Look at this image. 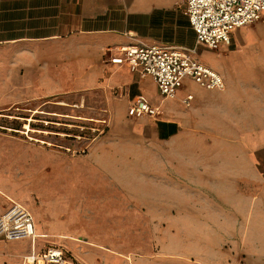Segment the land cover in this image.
Returning <instances> with one entry per match:
<instances>
[{
  "label": "crops",
  "instance_id": "0c3cea01",
  "mask_svg": "<svg viewBox=\"0 0 264 264\" xmlns=\"http://www.w3.org/2000/svg\"><path fill=\"white\" fill-rule=\"evenodd\" d=\"M149 44L196 47L194 56L211 67L203 56L212 50L196 44L185 0H0V111L26 106L30 100L57 98L52 113L107 118L103 134L107 136L103 138L113 140L114 148L122 151L126 137L157 148L144 161L149 171L143 177L135 172L131 178L132 195L141 197L138 201L134 198L133 208L146 219L139 227L149 228L157 250L134 258L131 264H224L222 228H231L228 217H235L237 191L252 189L253 169L264 179L257 158L242 159L250 173L236 171L237 161L228 165L232 171L222 173L217 157H186L180 149L176 153L161 149L182 137L211 130L203 127L205 118L212 116L208 123L217 124L230 107L243 106V98L242 104H234L238 97L229 91L231 83L226 76L225 91L202 88L186 77L174 97H162L151 77H139L126 65L109 61L124 46ZM186 94L192 95L189 106L180 101ZM140 97L158 107L159 114L128 116V106ZM72 103L76 108L64 112L62 106ZM24 126L19 130L0 125L8 133L0 131V214L12 203L27 205L34 196L40 201L35 173L29 168L28 147L24 145V155L17 154L13 149L20 139L9 135H26ZM237 130L260 133V139L242 141L241 146H264V124ZM62 158L57 155L53 161L58 164ZM106 158L118 164L127 162L123 155ZM124 171L123 166L118 168L119 177ZM222 180L229 195L220 194ZM50 188L54 195L58 193V176L51 178ZM69 210L74 211L71 219L66 215ZM56 211L43 226L34 221L36 232L48 227L49 233L65 238L66 232L57 229L79 222L78 211L71 206ZM37 238H0V247L28 240L30 253L39 250ZM89 238L91 244L105 242L96 236ZM94 255L106 257L104 253ZM94 255H86L84 260L94 264ZM4 262L0 257V264Z\"/></svg>",
  "mask_w": 264,
  "mask_h": 264
},
{
  "label": "rangeland",
  "instance_id": "374dc122",
  "mask_svg": "<svg viewBox=\"0 0 264 264\" xmlns=\"http://www.w3.org/2000/svg\"><path fill=\"white\" fill-rule=\"evenodd\" d=\"M203 59L222 75L224 81L225 76L228 77L231 83L229 91L238 97L234 98V104H242L241 98L244 104L237 108L230 107L217 124L208 123L212 116L205 118L203 127L205 130L210 127L211 130L172 141L161 149L162 152L170 149L176 153L180 149L179 153L186 157H217L222 173L232 171L228 165L232 167L233 161H237L236 171L250 173L244 168L242 159L253 156L259 162L258 170L264 173V146H241L242 141L260 139V133L237 130L264 124V23L254 22L236 28L230 45H220L217 51L205 52ZM56 102L58 99L52 97L35 99L26 106L13 105L0 111L1 126L20 130L22 124L27 125L24 126L26 135L19 132H9V135L20 139L13 149L17 154L24 155V145L28 147L29 168L35 173V188L40 191V201L39 196H34V200L31 199L27 205L21 204L31 212L35 223L37 219L40 226L45 225L58 208L71 206L78 211L79 222L73 221L68 223V227L60 226L57 229L66 232L65 238L59 237L57 233H49L48 227L37 228L41 230L40 233L36 232L40 236L36 239L38 249L46 245H60L78 263L85 264H92L85 261L84 257L95 252L104 253L106 257L94 255V264H131L136 257H146L156 252L149 228L139 227L141 221L146 219L140 218L141 214L133 208L134 198L138 201L141 197L132 195L131 178L135 172L143 177L149 171V164L144 161H148L157 148L132 137H126L121 151L112 147L113 140L103 138L107 134L92 141L64 136L63 133H77V128L66 127L63 123L69 121L78 125H93L97 124L95 119L98 117L81 115L68 120L63 114L52 113ZM62 107H66L64 112L76 108L75 103ZM45 119L61 122L62 125L44 126L40 121ZM40 129L45 131L41 133ZM0 131L5 133L2 129ZM83 134L87 135L88 132L84 130ZM40 139L49 144L40 142ZM57 155L63 157L58 164L53 161ZM118 155L125 156L127 162L118 164L114 159L108 161L106 158ZM120 166L126 171L119 177ZM251 172L252 189L237 191L235 217H228L231 228H222L224 264H264V179H260L254 169ZM55 175L59 181L56 195L50 188L51 178ZM228 188L222 180L220 194L229 195ZM243 192H246V196ZM30 207L35 209L36 217ZM66 215L71 219L74 211L69 210ZM89 235L105 242L88 243ZM29 250L28 240L12 243L0 247V257L4 258V264H23Z\"/></svg>",
  "mask_w": 264,
  "mask_h": 264
},
{
  "label": "built area",
  "instance_id": "2783aa9c",
  "mask_svg": "<svg viewBox=\"0 0 264 264\" xmlns=\"http://www.w3.org/2000/svg\"><path fill=\"white\" fill-rule=\"evenodd\" d=\"M185 13L189 25L195 32L196 44L217 51L220 45H230L232 32L236 28L254 22L264 23V0H185ZM195 52L196 47L171 48L159 44L128 45L122 47L119 54L111 56L109 61L126 65L139 77H151L162 97H174L186 77L202 88L223 90L225 82L221 74L198 60L194 56ZM191 99L192 95L186 94L180 101L183 105L189 106ZM145 114L157 116L159 109L141 97L127 108V115L130 117H140ZM64 115L68 118H77V116ZM40 122L44 126L62 125L61 122L47 119ZM95 122H97L96 125L83 123L78 125L69 121L63 123L66 127L77 128V133H63V135L76 140L92 141L105 133L108 121L107 118L102 117ZM84 130L88 132L87 135L83 134ZM44 131L40 130L42 133ZM37 237L33 217L23 205L12 203L0 214V238L19 240ZM23 264L82 263H78L64 247L52 244L25 255Z\"/></svg>",
  "mask_w": 264,
  "mask_h": 264
},
{
  "label": "bare ground",
  "instance_id": "6f19581e",
  "mask_svg": "<svg viewBox=\"0 0 264 264\" xmlns=\"http://www.w3.org/2000/svg\"><path fill=\"white\" fill-rule=\"evenodd\" d=\"M34 246V245H33Z\"/></svg>",
  "mask_w": 264,
  "mask_h": 264
}]
</instances>
